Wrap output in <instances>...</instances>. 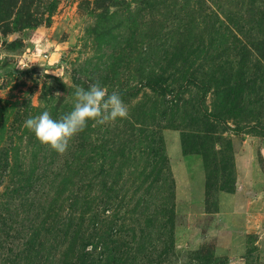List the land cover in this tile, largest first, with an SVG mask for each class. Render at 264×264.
<instances>
[{
	"label": "rangeland",
	"instance_id": "1",
	"mask_svg": "<svg viewBox=\"0 0 264 264\" xmlns=\"http://www.w3.org/2000/svg\"><path fill=\"white\" fill-rule=\"evenodd\" d=\"M239 3V0H0L2 165L5 152L8 153L5 169L0 170V247H3L0 257L6 256L7 247L15 241L13 236L22 219L28 217V209L59 195L58 208L64 215L70 211L68 197L85 185L83 167L89 148L84 145L80 159L74 156L77 135L60 155L39 144L33 133L23 127L24 121L43 111L59 119L72 109L77 86L87 89L99 81L110 93L140 88L135 98L123 100L127 118L107 125L112 131L117 128L114 137L118 130L121 133L123 120L137 117L141 99H150L144 96L150 90L141 81L153 72L160 73L176 48L182 47L184 56H190L185 65L190 71L196 69L197 79L209 71L211 58L216 54L215 46L206 47L209 37L213 32L217 37L222 34L231 37L223 15L229 9L243 15ZM216 13L224 22L221 28L218 26L222 24L215 21ZM197 46L203 50L194 53ZM173 89L167 99L177 92L175 86ZM181 91L185 97L194 95L196 86L183 78ZM259 92L251 97L253 104L248 107L251 113L239 118L238 125V118L227 119L228 129L223 137L232 143L236 183L232 192H213L211 211L206 210L203 160L195 140L190 138L195 132L161 128L174 179L176 213L174 248L162 264H264V85ZM211 103L208 94L205 105L211 109ZM125 133H121L122 137L129 138ZM127 146L132 149L131 143ZM138 147L139 144L133 146L135 156L127 162L121 164L119 159L115 163L114 167L121 172L117 177L109 175L120 180V193L127 198L132 196L137 181L134 170L146 158L145 152L139 154L144 151L142 146L140 151ZM14 163L18 170L12 172ZM67 164L72 167L68 174L64 170ZM33 165L36 178L29 185L26 179ZM63 170L64 176L60 177L58 173ZM65 177L66 186H55ZM95 189L96 194L98 188ZM151 193L155 195L157 191ZM81 208L79 204L74 210L78 213ZM112 211L109 208L105 215ZM130 221L128 218L126 223ZM127 228L117 226L123 233Z\"/></svg>",
	"mask_w": 264,
	"mask_h": 264
},
{
	"label": "trees",
	"instance_id": "2",
	"mask_svg": "<svg viewBox=\"0 0 264 264\" xmlns=\"http://www.w3.org/2000/svg\"><path fill=\"white\" fill-rule=\"evenodd\" d=\"M239 1L243 15L230 9L222 13L231 37L224 34L217 37L215 32L209 37L206 47L215 46L216 52L209 71L197 79L196 69L190 71L185 65L190 56H184L179 47L167 58L160 73L153 72L141 81L150 90L144 95L150 99H141L137 117L123 120L121 133H128L129 138L122 137L119 130L112 137L117 128L113 127L112 131L111 126L94 122H89L77 135L74 156L78 159L83 154L84 145L89 148L83 167L84 188L79 187L68 197L70 211L64 215L58 208L59 195L28 209V217L22 219L20 229L13 236L15 241L7 247L6 256L0 257V264H162L174 248L176 215L174 179L161 132L164 127L195 132L190 138L195 140L203 160L207 211H211L209 203L214 191L234 190L233 147L223 133L228 129L227 119L238 118V125L239 118L251 113L248 110L253 104L251 97L259 94L264 85V0ZM218 15L215 14V21L222 24L218 26L221 28L224 22ZM196 50L203 48L197 46L194 53ZM183 78L196 86L194 95L185 97L179 93ZM174 86L177 92L167 99ZM140 90L132 87L118 92L125 100L135 98ZM208 94L212 97L211 109L205 105ZM127 143L132 144L131 150ZM218 143L220 147L216 146ZM136 144L138 151L142 146L144 151L139 154L145 152L146 158L134 170L137 181L132 196L127 198L120 193V180L109 175L113 173L117 177L121 173L114 167L115 163L120 159L123 164L133 157ZM7 155L5 152L3 165L0 160V170L5 169ZM11 165L12 172L18 170L16 163ZM70 168L67 164L66 174ZM64 170L58 173L60 177L64 176ZM73 172L77 173L76 169ZM28 173L26 183L30 185L36 178V166ZM67 184L65 177L55 186ZM152 190L157 194L151 193ZM79 204L82 208L77 213L74 209ZM109 208L113 211L105 215ZM121 209H125L123 213ZM118 225L128 226V231L117 230Z\"/></svg>",
	"mask_w": 264,
	"mask_h": 264
},
{
	"label": "clouds",
	"instance_id": "3",
	"mask_svg": "<svg viewBox=\"0 0 264 264\" xmlns=\"http://www.w3.org/2000/svg\"><path fill=\"white\" fill-rule=\"evenodd\" d=\"M127 116L128 109L119 92L109 93L97 81L87 89L77 86L72 109L59 119H53L48 111H43L28 117L23 127L33 133L39 144L63 155L68 150L70 141L83 132L89 122H94L95 125L115 124Z\"/></svg>",
	"mask_w": 264,
	"mask_h": 264
}]
</instances>
